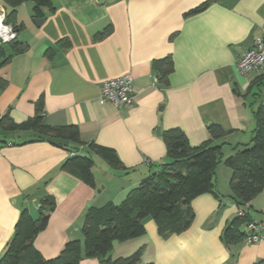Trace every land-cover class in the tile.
Masks as SVG:
<instances>
[{"label":"crops","instance_id":"0c3cea01","mask_svg":"<svg viewBox=\"0 0 264 264\" xmlns=\"http://www.w3.org/2000/svg\"><path fill=\"white\" fill-rule=\"evenodd\" d=\"M1 1L18 27L19 51L5 45L9 58L0 66V118L7 113L12 123L22 124L42 98L45 122L76 126L81 143L54 139L56 144L33 130L0 126V256L21 210L37 218L46 196L55 199L56 208L34 247L49 259L66 242H83L91 206L121 202L170 161L165 130L181 128L195 146L209 139L214 123L226 131L215 140L222 152L215 170L220 197L212 192L195 197L193 221L180 232L162 235L146 218V234L114 242L110 255L129 256L143 247L142 263L264 264V240L222 238L239 210L225 158L250 143L254 112L264 105V71L245 75L236 65L261 31L264 0H50L40 17L34 1ZM34 18L43 22L37 25ZM165 57L173 62L168 85L154 70V61ZM125 73L133 77V103L101 104L102 84ZM93 142L112 147L125 168L111 166L91 149ZM73 151L93 157L94 185L62 168ZM249 213L264 221V188L250 201ZM79 264L103 263L90 257Z\"/></svg>","mask_w":264,"mask_h":264},{"label":"trees","instance_id":"16d2710c","mask_svg":"<svg viewBox=\"0 0 264 264\" xmlns=\"http://www.w3.org/2000/svg\"><path fill=\"white\" fill-rule=\"evenodd\" d=\"M4 1L12 5L34 1L35 14L39 17L42 16V8L51 6L50 0ZM207 3L191 12L198 11ZM7 21L10 22L9 15ZM99 36L102 33L96 37ZM17 43L16 39L0 44V66L9 58L5 45L19 51ZM154 70L158 72L159 80L168 85L169 74L173 71L171 57L156 59ZM254 116L256 127L250 143L225 158V164L232 169L229 181L231 198L235 200L239 210L244 212L243 215L237 213L224 228L222 238L225 242L244 237L243 225L254 220L249 213V203L264 188V105L255 110ZM0 126L6 130H33L40 139L47 138L54 143V139L81 143L76 126L54 127L45 122L42 98L36 103L33 117L22 124H14L6 113L0 118ZM208 130L209 139L195 146L181 128L165 130L162 137L170 161L160 171L143 178L121 202L109 201L102 206H91L87 210L82 228L83 242L79 239L66 242L60 254L54 258H45L34 247V240L47 227L50 214L56 208L55 199L52 196L42 199L37 218L24 208L0 256V264H79L82 259L90 257H97L103 264H153L142 263L143 247L129 256L113 259L110 253L114 242H124L145 235V219L148 217L156 222L158 232L162 235L183 231L193 221L191 202L195 197L207 192L220 197L215 187V170L222 158V152L221 146L215 144V140L222 138L226 131L214 123L209 125ZM90 147L114 168H125L112 147L95 142ZM61 166L64 170L77 173L86 184L94 185V160L91 155H78L74 152Z\"/></svg>","mask_w":264,"mask_h":264},{"label":"built area","instance_id":"2783aa9c","mask_svg":"<svg viewBox=\"0 0 264 264\" xmlns=\"http://www.w3.org/2000/svg\"><path fill=\"white\" fill-rule=\"evenodd\" d=\"M7 10L0 0V44L9 43L18 37L15 26L7 21ZM238 69L245 75L251 71H264V24L254 44L246 50L236 63ZM133 77L130 73L106 80L101 88L99 102L111 103L116 107L132 104L134 101ZM74 154V153H71ZM242 210L238 214L243 215ZM246 243L264 240V221L250 220L244 225Z\"/></svg>","mask_w":264,"mask_h":264},{"label":"water","instance_id":"95a60500","mask_svg":"<svg viewBox=\"0 0 264 264\" xmlns=\"http://www.w3.org/2000/svg\"><path fill=\"white\" fill-rule=\"evenodd\" d=\"M213 0H210V2H212ZM100 2H102V0H100ZM33 21L37 24L40 25L43 22L42 18H34ZM157 133L160 134V129H157ZM99 191H97L98 193Z\"/></svg>","mask_w":264,"mask_h":264}]
</instances>
